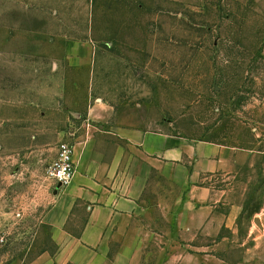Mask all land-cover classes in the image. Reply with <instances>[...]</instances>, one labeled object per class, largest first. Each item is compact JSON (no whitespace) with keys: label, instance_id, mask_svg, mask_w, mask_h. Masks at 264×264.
Returning <instances> with one entry per match:
<instances>
[{"label":"rangeland","instance_id":"rangeland-1","mask_svg":"<svg viewBox=\"0 0 264 264\" xmlns=\"http://www.w3.org/2000/svg\"><path fill=\"white\" fill-rule=\"evenodd\" d=\"M97 105L251 154L213 174L211 233L182 215L188 160L178 185L153 177L105 264H264V0H0V264L59 251L46 171L72 132L80 147L113 125L90 118Z\"/></svg>","mask_w":264,"mask_h":264},{"label":"crops","instance_id":"crops-1","mask_svg":"<svg viewBox=\"0 0 264 264\" xmlns=\"http://www.w3.org/2000/svg\"><path fill=\"white\" fill-rule=\"evenodd\" d=\"M108 111L105 105L90 109L91 119L114 123L101 130L89 125L87 140L75 145L73 181L59 189L46 217L60 248L44 264H105L109 237L119 221L141 212L153 177L178 185L187 160L188 198L182 215L198 221L197 231L211 233L213 203L221 192L213 186V174L230 177L251 155L247 149L147 130L135 111L115 118ZM226 217L233 219L234 213ZM74 220H82L80 232L69 228Z\"/></svg>","mask_w":264,"mask_h":264},{"label":"built area","instance_id":"built-area-1","mask_svg":"<svg viewBox=\"0 0 264 264\" xmlns=\"http://www.w3.org/2000/svg\"><path fill=\"white\" fill-rule=\"evenodd\" d=\"M74 134L72 132L59 143L56 158L49 164L46 171L47 178L56 185L62 184L61 188L71 184L76 171Z\"/></svg>","mask_w":264,"mask_h":264},{"label":"water","instance_id":"water-1","mask_svg":"<svg viewBox=\"0 0 264 264\" xmlns=\"http://www.w3.org/2000/svg\"><path fill=\"white\" fill-rule=\"evenodd\" d=\"M61 187H62V184H58L56 192H58Z\"/></svg>","mask_w":264,"mask_h":264},{"label":"trees","instance_id":"trees-1","mask_svg":"<svg viewBox=\"0 0 264 264\" xmlns=\"http://www.w3.org/2000/svg\"><path fill=\"white\" fill-rule=\"evenodd\" d=\"M206 141H209V142H216V141H214V140H206ZM220 144H222V145H225L224 143H220ZM245 148V147H244ZM249 149V148H248Z\"/></svg>","mask_w":264,"mask_h":264}]
</instances>
